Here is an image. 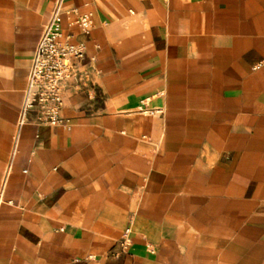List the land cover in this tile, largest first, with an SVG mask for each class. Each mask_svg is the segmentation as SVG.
<instances>
[{
  "label": "crops",
  "instance_id": "1",
  "mask_svg": "<svg viewBox=\"0 0 264 264\" xmlns=\"http://www.w3.org/2000/svg\"><path fill=\"white\" fill-rule=\"evenodd\" d=\"M59 2L66 127L19 126ZM1 191L0 264H264V0H0Z\"/></svg>",
  "mask_w": 264,
  "mask_h": 264
},
{
  "label": "built area",
  "instance_id": "2",
  "mask_svg": "<svg viewBox=\"0 0 264 264\" xmlns=\"http://www.w3.org/2000/svg\"><path fill=\"white\" fill-rule=\"evenodd\" d=\"M75 12L63 10L59 2L43 28L28 73V89L20 113L19 126L24 124L28 111H35L40 125L66 127L65 121L60 117L62 95L71 82L79 80L86 47L83 41L72 42L74 36L65 33L60 21L63 14ZM74 25L79 29L81 36H90V15L78 16ZM1 195L2 191L0 203Z\"/></svg>",
  "mask_w": 264,
  "mask_h": 264
}]
</instances>
